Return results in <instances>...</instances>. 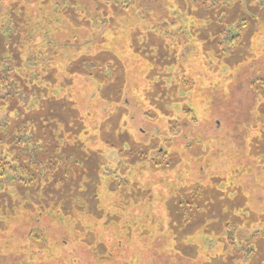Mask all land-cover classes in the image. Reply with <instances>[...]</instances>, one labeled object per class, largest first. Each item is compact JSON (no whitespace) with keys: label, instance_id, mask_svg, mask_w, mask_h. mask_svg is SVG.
Returning a JSON list of instances; mask_svg holds the SVG:
<instances>
[{"label":"rangeland","instance_id":"obj_1","mask_svg":"<svg viewBox=\"0 0 264 264\" xmlns=\"http://www.w3.org/2000/svg\"><path fill=\"white\" fill-rule=\"evenodd\" d=\"M116 1L0 0V70L31 94L0 108L28 123L0 144V264H264V7L235 47L185 0Z\"/></svg>","mask_w":264,"mask_h":264},{"label":"trees","instance_id":"obj_2","mask_svg":"<svg viewBox=\"0 0 264 264\" xmlns=\"http://www.w3.org/2000/svg\"><path fill=\"white\" fill-rule=\"evenodd\" d=\"M115 2H117L116 0H113ZM137 0H131V4L135 6ZM186 4L184 5V7H180L179 2H177V10H179L182 14H184L189 18H193L197 21L196 19V13H200V12H209L210 15V23H209V27L210 26H220L222 28L220 34H219V41L217 42V45L219 44H223V43H232L233 45H235V47L239 44V42L243 39L244 37V31H247L249 28V21L244 18L242 15H240L239 13H237V9H241L242 5L245 4L246 0H231L232 3L231 5H228L226 3V0H185ZM251 2L254 3V5L257 8H263L264 7V0H250ZM118 6H120L119 8L121 10H123L124 12H126V7L124 5V3L119 4ZM74 7V6H73ZM110 9V8H109ZM68 10H62V14L65 16L67 14ZM202 14V13H201ZM225 14V16H223ZM208 18V17H207ZM234 27V29L236 30L235 33H231L229 31L230 27ZM106 38L105 37L104 40L101 41H94V42H88L86 43L84 46H82L81 49H79L81 51L82 54H84V50L85 48L87 49V46L89 45L90 47H93L95 45H100L106 42ZM99 52V51H98ZM100 53H91L90 56H92L93 58H90V60L88 61V59H84V57L82 55H80V57L77 60H74L71 62V64L69 63V69H74L75 67H77V65H79V63H84L85 66L89 67V68H93L97 66V62L96 60L99 59H104V58H100L99 57ZM85 55V54H84ZM88 55V54H87ZM219 56H217L218 59ZM106 60L110 61V57H106ZM219 60V59H218ZM96 61V62H95ZM222 63V62H221ZM221 63H218L216 65V68L221 66ZM37 67V66H36ZM206 67V65H205ZM211 70V67L207 65V68ZM13 74V75H12ZM11 74L10 69H1L0 70V85L1 87H3L5 95H7V97L2 94V96L0 95V108H6V114L8 112V107H7V103L11 102L10 104H12L18 97L23 98L26 102H29L31 99L30 96L31 94L29 93V90H21L19 85H16L14 83L11 82V80H14V77L16 76V73L13 72ZM260 87H263L264 89V81L261 82V84L259 85ZM118 88H116L115 90H117ZM146 91V90H144ZM3 92V93H4ZM17 92V93H14ZM147 92V91H146ZM18 96V97H17ZM35 96V95H34ZM37 97V96H36ZM29 99V100H28ZM36 110V109H35ZM48 108L46 105H42L40 108H38V110L36 111H32L30 113H28V116L30 119H36L39 115L44 114L45 112H47ZM12 111V110H11ZM10 111V112H11ZM161 113V112H160ZM5 117V116H4ZM26 117V118H27ZM262 124L263 122L260 121ZM14 122L12 121L9 125H0V144L2 142L5 141L6 138H8L11 142H14L13 144H17L18 148H22V141H23V137L25 135V129L28 126V123H24L21 125H19V123L17 124L18 126L16 128H14V126H11V124H13ZM87 130L89 127H84ZM39 135H44L45 133L42 131H38ZM257 148V147H256ZM255 147H253V150L256 149ZM162 150V149H160ZM161 152V151H160ZM27 156V155H26ZM181 155L176 152V151H171V152H164L162 154V158L163 159H158V158H153V161H160L158 162V164H166V163H171L174 162L175 159H179ZM45 154H40L39 156L37 155L36 160L38 159H45ZM27 158V157H26ZM25 159V157L19 159L22 160ZM46 161H48L47 159H45ZM43 161V160H42ZM151 161L150 164H154V162ZM10 160L9 161H0V177L2 178L4 175H6V171L8 172V166L9 168H12V166H10ZM24 160L23 163L21 162L22 168L26 169L25 165H24ZM32 164L35 165L36 168V164L35 162H32ZM30 169V168H29ZM32 172L35 173V171L30 170ZM184 205H183V209H184Z\"/></svg>","mask_w":264,"mask_h":264}]
</instances>
